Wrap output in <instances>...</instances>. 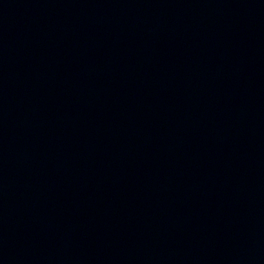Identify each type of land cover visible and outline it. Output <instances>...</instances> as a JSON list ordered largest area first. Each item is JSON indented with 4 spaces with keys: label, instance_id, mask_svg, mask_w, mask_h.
Segmentation results:
<instances>
[{
    "label": "water",
    "instance_id": "obj_1",
    "mask_svg": "<svg viewBox=\"0 0 264 264\" xmlns=\"http://www.w3.org/2000/svg\"><path fill=\"white\" fill-rule=\"evenodd\" d=\"M0 264H264V0H0Z\"/></svg>",
    "mask_w": 264,
    "mask_h": 264
}]
</instances>
